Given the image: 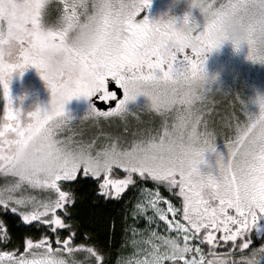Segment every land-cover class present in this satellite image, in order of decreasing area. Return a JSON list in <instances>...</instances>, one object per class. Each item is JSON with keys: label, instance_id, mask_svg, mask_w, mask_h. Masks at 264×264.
Listing matches in <instances>:
<instances>
[{"label": "snow or ice", "instance_id": "1", "mask_svg": "<svg viewBox=\"0 0 264 264\" xmlns=\"http://www.w3.org/2000/svg\"><path fill=\"white\" fill-rule=\"evenodd\" d=\"M61 3L59 22L50 25L45 19L49 0H0V174L15 178L0 187V208L25 224L46 226L55 244L47 234L37 241L26 238L22 253L0 251V264H81L76 253H85L89 264H104V254L77 244L76 232L62 218L74 202L62 182L76 181L81 170L97 181L105 198L119 199L136 183L134 177L162 185L178 198L177 204L158 187L142 189L133 215L145 219L147 235L133 238L136 251L118 264H254L257 254L264 256V243L251 247L253 233L264 241V101H257L258 114L240 101L245 118L233 113L234 123L227 124L232 133L219 143L205 116L211 111L210 92L192 83L205 53L218 47L216 33L225 19L245 30L235 50L246 44L247 59L264 64V0H203L198 27L193 29L191 16L183 17L186 31L175 19H138L151 0ZM81 21L94 30L87 52L67 43L68 30ZM11 42L14 58L4 52ZM30 66L51 99L47 108L23 112L14 107L9 83L13 73L23 74ZM112 83L122 95L110 89ZM138 96L149 101L144 108L174 113L171 125L165 121L162 131L129 146L113 141L95 152L91 144L72 147L70 138H58L71 124L65 105L73 98L89 101L81 119L98 121L134 114L127 105ZM97 101L115 106L101 110ZM114 170H122L123 178ZM27 189L48 195L37 198ZM159 222L168 234L156 230ZM131 230L135 237L137 230ZM8 240L0 221V243ZM202 245L208 246L207 254ZM217 246L228 251L218 253Z\"/></svg>", "mask_w": 264, "mask_h": 264}, {"label": "rangeland", "instance_id": "2", "mask_svg": "<svg viewBox=\"0 0 264 264\" xmlns=\"http://www.w3.org/2000/svg\"><path fill=\"white\" fill-rule=\"evenodd\" d=\"M219 2L220 0H217V3ZM168 4L169 0H151L150 6L142 11L138 19H143L145 16L151 20L160 19L167 10ZM61 9V0H50L45 17L47 23L50 25L57 24L59 22ZM189 11L192 19L196 20L198 23L202 21V17L198 9L192 8L189 10L185 5L181 4L176 6L171 12V15L177 17V27L180 26L185 13ZM247 55L248 49L246 44L241 45L239 51H236L231 43H225L220 48L219 52L209 54L206 67L209 71L220 72V87L224 92H226L210 93L209 100L211 102L208 104V107L211 111H207L205 113V116L209 121V127L210 129L215 130L219 143H223L224 138L232 133V130L227 127V124L234 123V121H232L233 113H235V115L241 120L245 118L243 112L241 111L240 101L243 102L249 112L258 114L259 111L258 106L252 103V100L257 94H264V64L247 59ZM9 89L10 94L13 97L14 107L21 108L23 112L33 111L37 105L42 108H47L49 106L51 99L50 91L47 89L44 81L41 79L34 67L30 66L26 68L23 74L13 73L12 79L9 83ZM213 89H215V85H213ZM24 93H27V98L24 99L21 104L18 97ZM148 103L149 101L146 97L138 96L134 101H130L127 105L130 110H133L134 114H129L123 120L113 118L107 120L100 119L97 121L91 118L81 119L88 110V100H85L83 97L73 98L65 105L66 112L70 114L73 119L69 126L58 133V138L66 141L70 138L72 147H75L77 144H91L93 152L105 147L113 141L117 142L121 147L129 146L133 140L146 138L150 133L155 134L162 131V126L165 121H167L169 125L172 123L174 113L169 112L164 115H160L154 111L144 108ZM2 104V94H0V117H2ZM114 172L118 178H123L124 174L122 170H114ZM77 178H87L92 181H96L94 178L84 177L82 175V170L81 173H78ZM14 179L15 178L13 177H6L0 174V187ZM134 179L140 181L138 177H134ZM149 181L152 182L151 180ZM62 186H64V184H62ZM157 187L164 188L162 185L157 186L154 184L151 189L155 190ZM142 189L144 188L136 187V190L138 191L137 203L143 200ZM26 191L28 194L34 195L37 198H43L48 195V193L39 189H27ZM164 197L168 198L167 196ZM176 203L178 204L179 201ZM135 211L136 206L134 208V212ZM15 217H17L23 225L28 227L37 224L38 227L43 226L40 225L39 222L25 224L17 214L11 213L10 210L5 211L0 208V221H2L4 225L5 222L3 220H5V218H12L14 220ZM132 219L133 224L131 229L135 228L137 230L136 236L133 237L131 230L127 253L125 256L121 257L119 261L126 260L133 256L136 251L131 243L133 238L141 239L142 235H147V233L143 232L146 228L145 219L134 215ZM159 224V228H156L155 224L151 227L156 228V230L161 232V234H168L164 232L166 225H164L163 222H159ZM219 235L220 234L218 233L217 236L219 237ZM252 239L253 244L251 247H258L261 243H264V241L257 239L254 233L252 235ZM9 244H11L9 243V240L6 244L0 243V251H14L17 252V254L24 251V247L18 248L10 246ZM202 247L207 254L208 246L202 245ZM215 251L218 253H224L228 251V249L217 246ZM238 255L239 254L237 253V258ZM76 259H78L81 264H89V260L86 258L85 253H76ZM261 264H264V260L261 261Z\"/></svg>", "mask_w": 264, "mask_h": 264}, {"label": "trees", "instance_id": "3", "mask_svg": "<svg viewBox=\"0 0 264 264\" xmlns=\"http://www.w3.org/2000/svg\"><path fill=\"white\" fill-rule=\"evenodd\" d=\"M64 184V190L72 193L73 203L67 206V215L62 218L76 232L75 242L96 247L104 254V264H117L125 256L129 247L134 208L138 200L136 187L153 188L149 180H136L119 199L105 198L99 194L97 181L77 178L76 181ZM163 196L174 203L177 197L172 196L164 188H159ZM7 217V216H6ZM6 230L9 234L10 246L25 247L26 238L34 241L47 234L53 238L46 226H25L15 217L5 218ZM61 233L67 230H58ZM14 247V248H15Z\"/></svg>", "mask_w": 264, "mask_h": 264}, {"label": "clouds", "instance_id": "4", "mask_svg": "<svg viewBox=\"0 0 264 264\" xmlns=\"http://www.w3.org/2000/svg\"><path fill=\"white\" fill-rule=\"evenodd\" d=\"M50 2V0H49ZM203 0H169V4L167 6V10L164 12L162 17L160 19L168 20V19H175L177 20V17L174 15H171L172 10L181 4L185 5L189 10L192 8L198 9L200 11V6L202 4ZM191 16L190 11L185 13L184 16ZM159 20V19H158ZM195 27H198V22L193 19V29ZM180 30L186 31L183 24L180 25ZM245 35V30L243 27H241L236 22L225 19L220 27L218 32L216 33V39L219 42L218 47L209 50L205 53L204 56V62L202 64L201 70L198 73L196 79L192 83V87L196 89H201L208 91L210 93L213 92H222L226 93L222 90L219 83L220 78V72L219 71H209L206 67V61L209 54L213 52H219L222 45L225 43H231L234 50H235V43L243 40ZM67 43L72 48L81 51V52H87L89 51L93 44H94V30L91 24H89L87 21H81L79 24L74 25L72 28L68 30L67 33ZM189 45L193 44L194 41L189 39L187 41ZM174 46V45H173ZM15 50L16 45L14 42H11L9 44H6L4 46V52L7 56L10 58H14L15 56ZM213 85H215V89H213ZM27 98V93L22 94L20 97H18V100L22 104L24 99ZM264 101V94H257L256 97L252 100V103L257 104V101ZM36 108H42L41 106L37 105ZM89 108V106H88ZM21 109V108H20ZM88 113V110L86 111L85 117ZM71 119L73 117L69 114ZM82 117V118H83ZM248 259H253L252 256H249ZM264 260V256L257 254L254 259V264H261V261Z\"/></svg>", "mask_w": 264, "mask_h": 264}, {"label": "flooded vegetation", "instance_id": "5", "mask_svg": "<svg viewBox=\"0 0 264 264\" xmlns=\"http://www.w3.org/2000/svg\"><path fill=\"white\" fill-rule=\"evenodd\" d=\"M208 58H209V55H208V57H207V61H208ZM207 61H206V64H207ZM110 89L111 90H117L116 89V86H115V84L114 83H112L111 85H110ZM118 91V95H122V92L120 91V90H117ZM98 103H103V102H100V101H97V104ZM104 104V103H103ZM110 104H112V105H114L115 106V104H114V102H112V103H110ZM110 104H105V105H110ZM88 105H89V101H88ZM113 106V107H114ZM108 110V109H107Z\"/></svg>", "mask_w": 264, "mask_h": 264}, {"label": "water", "instance_id": "6", "mask_svg": "<svg viewBox=\"0 0 264 264\" xmlns=\"http://www.w3.org/2000/svg\"><path fill=\"white\" fill-rule=\"evenodd\" d=\"M114 105L110 104V105H105L103 103H98L97 107L101 110H107L109 107H113Z\"/></svg>", "mask_w": 264, "mask_h": 264}]
</instances>
